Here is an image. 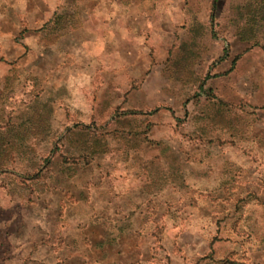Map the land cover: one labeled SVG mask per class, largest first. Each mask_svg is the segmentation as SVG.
Masks as SVG:
<instances>
[{
  "label": "rangeland",
  "instance_id": "1",
  "mask_svg": "<svg viewBox=\"0 0 264 264\" xmlns=\"http://www.w3.org/2000/svg\"><path fill=\"white\" fill-rule=\"evenodd\" d=\"M56 1L0 0V264H264V0Z\"/></svg>",
  "mask_w": 264,
  "mask_h": 264
},
{
  "label": "crops",
  "instance_id": "2",
  "mask_svg": "<svg viewBox=\"0 0 264 264\" xmlns=\"http://www.w3.org/2000/svg\"><path fill=\"white\" fill-rule=\"evenodd\" d=\"M80 1L81 0H57L56 1V4H61L64 8H66V11L65 12H68L69 7L72 6V5L75 7V5L77 4V7H79L78 5H80ZM83 1L90 2L89 6H88V9L86 10V12L90 13V11L92 10V8H95L96 7V5H92L91 3L94 4L96 1L98 2L99 0H83ZM93 6H95V7H93ZM104 9H106V13L109 14L108 20L110 21V23L111 22L114 23V22L120 20V17L121 16L119 14H120L121 11H118L119 9L117 8V6H112V4H110L109 6H104ZM94 10L95 9H93V11ZM127 10H128V8H127ZM22 44H24V42L23 43L21 42L20 45H22ZM0 59H4V58L3 57H0Z\"/></svg>",
  "mask_w": 264,
  "mask_h": 264
}]
</instances>
